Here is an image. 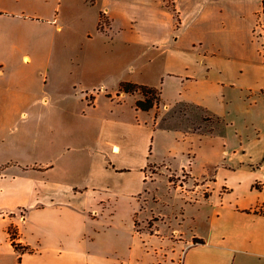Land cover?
<instances>
[{"label": "crops", "instance_id": "1", "mask_svg": "<svg viewBox=\"0 0 264 264\" xmlns=\"http://www.w3.org/2000/svg\"><path fill=\"white\" fill-rule=\"evenodd\" d=\"M18 2L0 0L5 121L40 103L36 72L24 69L39 44L29 32L39 18ZM79 2L97 25L103 14L111 35L146 46L147 56L161 61L156 76L129 79L160 87L161 101L140 111L139 94L80 92L93 102L72 114L74 122L64 119L66 136L56 127L58 115L48 117L55 127L48 137L10 128L0 135V264H264V144L259 152L250 148L264 140V57L254 38L264 0ZM252 94L258 98L248 103ZM258 103V115L248 112ZM177 107L198 112L195 128L164 126ZM242 120L255 121L251 134L240 129ZM220 121L230 137H254L233 152V168L210 166L207 154L186 150L196 137H214ZM200 161L204 174L196 176ZM183 171L200 182L203 196L186 202L177 195L184 186L172 187L167 174ZM160 178L180 200L171 216L158 209ZM152 215L159 218L155 231L139 230Z\"/></svg>", "mask_w": 264, "mask_h": 264}, {"label": "rangeland", "instance_id": "2", "mask_svg": "<svg viewBox=\"0 0 264 264\" xmlns=\"http://www.w3.org/2000/svg\"><path fill=\"white\" fill-rule=\"evenodd\" d=\"M18 1V8L25 13L34 12L39 18L38 25L29 30L38 39L39 44L35 50L28 52L30 62L29 65H24V69L31 67L36 72L40 103L38 107H23V110L14 111V116H10L7 121L3 120L0 115V135L11 133L10 128L15 134L22 132L23 135L33 134L35 136L39 134V136L48 137L51 135L50 133L53 134L55 128L49 122L48 117L53 116L54 118L58 115L57 118L61 116L63 122H60L61 125L57 122L56 127H59V133L62 132L61 134L66 136V132L62 131L63 128L67 129L64 119L68 118V123L74 122L71 120L72 114L85 110L90 100L86 99L85 101L80 92L85 94V92L91 93L92 90H95V93H98L101 88L109 91L116 90L118 83L123 81L146 77V75L154 77L158 74V69L155 66H161V61L149 58L146 46L129 44L116 38L113 34L111 35L105 29L107 21L103 18L104 16L99 21V30H97V24L94 21L95 14L86 10L79 0H31L30 3L26 0ZM57 5H59V9L55 8ZM54 17L56 20L52 21ZM25 33L27 31L24 32V35ZM254 38L259 46L258 53L262 58V56L264 57V54H261L262 41L257 31H255ZM75 81L80 83L74 85ZM74 86L76 87L74 88ZM157 88L160 89V87ZM64 96H66L65 101L62 100ZM257 98L258 96L252 94L251 97H248L247 102L250 103ZM97 100L99 110L105 111L106 97L100 92ZM47 103L48 105H46ZM257 105L256 107L252 106L248 112L258 115L261 104ZM22 114L25 116L22 117ZM197 114L198 112L193 110L177 107L165 116L163 124L173 128H195L198 124ZM37 117L40 121L37 120ZM251 123L255 124V121L242 120L239 123L240 129L251 134L253 131ZM222 124L223 122L220 121L219 129L216 130L214 137H196L195 140L190 141L186 150L190 148L191 154H197L199 157L207 154L210 157V166L219 168L225 163L233 168L239 158L234 156L233 152L235 150L239 152V145L243 140L251 141L254 137H230L233 135L230 129L227 128L228 131L224 132L226 126ZM37 129H39L38 132H36ZM263 144L264 140L252 144L250 148L254 152H259L258 150ZM193 171L196 176L204 174L201 161L196 163ZM211 171L213 168L209 169V172ZM167 175L172 187L184 186V188L177 189V195L184 193L181 197L186 202L192 201L199 193L200 196H203L204 190L197 189L200 182L193 180L189 172L183 171ZM150 176L153 175L150 174ZM220 179H222V175L219 176L218 182ZM146 180L149 181V178ZM158 189L161 201L164 202L159 205L158 209L163 216H171V212L178 209L180 200L173 195L172 191H167L163 178H160L158 182ZM153 197L155 198V196ZM157 223H159V218L152 215L147 218L145 223H137V227L139 230L154 232Z\"/></svg>", "mask_w": 264, "mask_h": 264}, {"label": "trees", "instance_id": "3", "mask_svg": "<svg viewBox=\"0 0 264 264\" xmlns=\"http://www.w3.org/2000/svg\"><path fill=\"white\" fill-rule=\"evenodd\" d=\"M102 17L103 14H99V21L102 19ZM97 30H99V23L97 25ZM117 94L141 95L142 99H138L135 101V108L136 110H140V111H149L153 107L158 106L161 101L160 89L137 84L131 81L121 82L118 86ZM87 98L90 99L89 104H91L93 102V96H87ZM14 235L15 232L14 230H12V236ZM194 240L195 242H201V241H197V239ZM13 246L15 247L16 250H21V248L18 245L13 244Z\"/></svg>", "mask_w": 264, "mask_h": 264}, {"label": "built area", "instance_id": "4", "mask_svg": "<svg viewBox=\"0 0 264 264\" xmlns=\"http://www.w3.org/2000/svg\"><path fill=\"white\" fill-rule=\"evenodd\" d=\"M255 31H257V34L262 41L261 54L263 55L264 54V7L257 18L254 32Z\"/></svg>", "mask_w": 264, "mask_h": 264}]
</instances>
